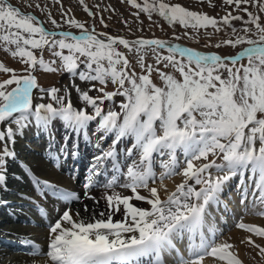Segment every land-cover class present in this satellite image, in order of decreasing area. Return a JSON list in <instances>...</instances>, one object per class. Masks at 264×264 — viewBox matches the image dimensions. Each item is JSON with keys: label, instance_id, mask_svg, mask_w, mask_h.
I'll list each match as a JSON object with an SVG mask.
<instances>
[{"label": "snow or ice", "instance_id": "obj_1", "mask_svg": "<svg viewBox=\"0 0 264 264\" xmlns=\"http://www.w3.org/2000/svg\"><path fill=\"white\" fill-rule=\"evenodd\" d=\"M121 2L136 10L132 15L137 19L142 13L149 19L157 14L170 26L180 25L185 31L174 33L175 41L196 38L203 30L209 37L205 47L247 46L222 56L166 39L114 37L71 16L61 0H55L61 5L60 20L46 5L23 0L24 8L46 12L50 30L34 12L0 0V48L24 66L17 70L0 61V73L8 75L0 80V188L7 190L9 166L18 160L17 136L33 124L47 130L58 119L88 143L95 137L98 152L84 187H100L104 193L98 199L85 191L84 197L95 204L103 200L106 206L96 212L85 204L88 215L66 206L48 224L46 248L30 239L21 243L29 256L41 257L43 264H243L238 245L222 238L224 233L211 219L210 209H219L225 184L240 176V206L249 211L251 204V211L264 217V210L257 211L264 206V0H222L226 13L221 17L165 0ZM79 3L89 17L98 16L85 0ZM207 3L215 7L213 0ZM234 21L242 22V28L237 29ZM100 23L108 27L102 16ZM63 25L79 29V34L62 30ZM229 30V38L211 44L215 33ZM120 46L133 54L140 72ZM45 49L54 59H44ZM149 55L154 63L146 64ZM37 70L69 74L72 79L65 95L56 87H40L34 75ZM76 78L90 82L88 89L82 90ZM91 82H98L99 87ZM37 89L53 103L34 104ZM72 89L83 102L79 109L72 104ZM93 90L99 95H90ZM117 97L122 99L117 101ZM93 122L96 127L90 137ZM109 139L111 143L103 147ZM125 141L127 146L119 148ZM51 147L48 158L58 163L60 155ZM59 153L75 157L78 145L69 151L65 143ZM156 157H167L160 159L163 171L159 175ZM21 166L41 197L66 205L81 200L76 193L41 180L28 166ZM245 173L249 174L247 183ZM174 176L181 180L169 190L164 181ZM117 187L131 194H122ZM117 214L122 218L114 220ZM235 227L247 234L239 243L258 250L264 262V245L256 242V238L264 240V226L241 218Z\"/></svg>", "mask_w": 264, "mask_h": 264}, {"label": "rangeland", "instance_id": "obj_2", "mask_svg": "<svg viewBox=\"0 0 264 264\" xmlns=\"http://www.w3.org/2000/svg\"><path fill=\"white\" fill-rule=\"evenodd\" d=\"M12 4L17 5L18 7H21L24 11H32L34 14L39 16L41 19L46 21V12L41 13L39 10L36 9H27L24 8L23 0H10ZM39 2L42 6H47V9L52 12V15L60 20V7L61 5H58L55 3V0H33V3ZM138 2H143V0H138ZM165 2L168 3H179L182 6L189 8L190 10L199 11V12H205L211 16L221 17L225 15L226 13V6L223 4L222 0H213V3L215 7L210 6L207 3V0H165ZM85 3L89 6V8L93 12H97L98 16L96 17H89L87 13L84 11L83 6L79 3V0H61V4L63 5L64 10L70 9V15L74 16L76 19L80 20L81 22H86V26H95V29L97 32H103L107 33L109 35H112L114 37L116 36H122L124 38H133V37H147V38H161L170 40L173 42L183 43L185 45L191 46L192 48H195L200 51L205 52H216L222 56L224 55H233L239 50H241L243 47H246L247 45H241L238 48H231L228 46H222L220 48L215 47H205V44L209 43V37L203 34V30H201V34L193 39H187L183 38L180 41H175L172 39L173 34H183L185 29H183L180 25L170 26L168 22L164 21L163 18L159 17L157 14H153L152 18L149 19L147 14H141L139 16V19L134 17L132 15V12L136 11L135 9L131 8L127 3H122L121 0H85ZM99 6L98 8L96 6ZM104 9H108L105 11ZM230 10V9H229ZM250 10H253L250 7ZM233 14H237L234 12ZM243 15V13H240ZM103 17L105 20V23L108 25V27H104L100 23V17ZM245 19L247 17L245 16ZM127 22V23H125ZM62 23V21H61ZM233 25L240 29L242 28V22L240 21H234ZM46 26L49 29H52V25L50 23H47ZM62 30H70L74 33H79V29L76 28H69L68 25H63ZM188 31L192 32L194 30L189 29ZM207 31L212 32L213 30L209 28ZM243 34V33H241ZM230 30L220 33H215L211 37V44L215 45L216 43L222 41L223 39L229 38ZM120 50L125 51L128 55L130 61H132L133 65L135 66V70L137 72H140V68L138 65L135 64V58L132 53H127L126 50L123 49L122 46H120ZM45 60H51L54 59V57L51 56V54L45 49L43 53ZM0 61L4 62L7 66L15 68L17 70H20L24 66L18 62L16 58H13L10 53H5L2 48H0ZM146 64L154 63V59L151 55L147 56L145 59ZM59 64V61L57 60V65ZM81 68H83V65H81ZM167 71H171V69H168ZM34 75L37 77L38 84L40 87L44 89H48L51 87H56L58 89H61L60 95H65L64 89L69 86L70 81L72 77L61 71L57 73H46L42 70H37ZM177 77H179V74L176 73ZM8 75L0 73V80L7 79ZM153 80L156 83H160L158 77L156 74H153ZM75 83L81 87L82 90H87L90 86V82H82L78 78L75 79ZM91 83H97V87H99L98 82H91ZM107 90L111 91L113 90V86L111 84L108 85ZM92 96H97L99 93L95 90L91 91L89 93ZM43 95V99H41V96ZM33 103L38 104L37 102L39 100H42L44 103H53L51 99L46 95L39 92V90H35V95L33 96ZM70 98L72 101V104H79L83 106V102L80 101L78 94L74 89L70 92ZM120 97H117L116 100L119 101ZM55 106V105H54ZM81 106V107H82ZM108 106V102H105V107ZM88 111H91L89 108ZM33 126V125H29ZM2 127V125H0ZM13 127H15L13 125ZM95 122H93L88 130V135L92 136V132L95 130ZM42 130V129H41ZM35 132H38L36 129ZM33 131V129L25 128L23 130L22 137L19 135V144L18 147H20L24 152H28L31 156V159L36 156H42V158L45 160V162L49 165L53 161H51L48 158V149L49 147L46 146L48 140L50 139V135L47 134V130H42L41 136L37 137L36 133ZM40 132V131H39ZM25 133V134H24ZM35 134V135H34ZM36 136V137H35ZM92 142H96L95 137H92ZM111 143V140H107L103 143V147L107 148V146ZM127 146V142H123L122 148ZM45 148V149H44ZM43 149V150H42ZM57 149V147H55ZM55 149H51V151H57ZM46 152V153H45ZM178 158L183 161V155L182 153L178 152ZM40 158V157H39ZM160 159H167V157H156L155 160V171L157 172V175H159L163 169L160 168L159 163ZM43 161L42 159H40ZM217 162H221L220 160H217ZM52 166V164H51ZM53 167V166H52ZM55 169V168H54ZM56 171L59 169L56 168ZM213 171V175H218L215 170ZM248 173H245V182L247 183ZM110 176V174H109ZM181 180L180 176H174L170 179H166L164 183L168 186L169 190L174 189V185L176 183H179ZM241 177L235 176L232 177L229 184H226L223 193L220 196V208H219V215L216 218H213L215 223H218V226L222 232L224 233V236L222 238H231L232 242L234 244H237V252L239 254V258L243 261V264H264V262L260 261V257L257 255L258 250H254L250 247H248L245 244H240L239 241L244 238L247 234L240 229H237L235 227L236 223L241 220L245 223H252L259 226H264V224L259 221L262 217L257 216L251 211V204H249V211H245L240 206V190L237 187L240 184ZM159 183V181H157ZM199 187V186H197ZM93 193L97 195L98 197H101L104 193V189L100 187H96L93 190ZM116 191L122 193V189L117 187ZM145 194V193H144ZM249 194L251 199V185H249ZM45 201V199H44ZM222 201L226 203L227 211L223 210L225 207V204L222 205ZM79 203V202H78ZM76 204V203H75ZM77 206V205H75ZM223 207V208H222ZM33 208L34 211H31ZM76 208V207H75ZM225 209V208H224ZM25 210V213H29L30 215L36 214V209L34 207L25 206L23 208ZM264 210V206H258L257 211ZM120 215V214H119ZM121 216V215H120ZM122 217V216H121ZM212 219V218H211ZM256 219V220H255ZM219 221V222H218ZM22 222V225L33 227V228H39L41 231H43L45 228L48 230V225L43 224H35L34 222L31 223L29 221H19V223ZM3 221L1 222V224ZM242 233L243 235H238L236 237H233V234L235 233ZM34 232H30V234H33ZM19 240V239H17ZM256 242L264 245V240H261L260 238H256ZM15 250V251H14ZM13 252L20 253V254H26L28 255V249H14ZM38 259H41L39 257ZM30 264L34 263V260L29 262Z\"/></svg>", "mask_w": 264, "mask_h": 264}, {"label": "bare ground", "instance_id": "obj_3", "mask_svg": "<svg viewBox=\"0 0 264 264\" xmlns=\"http://www.w3.org/2000/svg\"><path fill=\"white\" fill-rule=\"evenodd\" d=\"M34 95H35V90L33 91V96ZM37 103H44V102L42 100H39ZM81 106L82 105L74 104V107L77 109H79ZM51 124L57 125L59 123H57V121L54 120ZM61 127L65 128L64 125L63 126L61 125L60 128ZM28 128L33 129L34 132L37 129L38 132H35L37 136H40L42 133L41 129L37 127L35 128L33 126L30 127L28 126ZM65 130H66L65 133L67 135L68 133L71 134L72 132L70 129L65 128ZM19 138L20 137L18 135L17 143H16L18 160L15 163H11L9 166V175L7 178V190L0 188V201L6 202V203H0V264H30L29 262L32 260H34V263L32 264H43L42 258L38 259L39 257H33L26 254L16 253L13 252V249L18 248L16 247L17 243L15 244V241H18V243L22 244L21 241L28 239L34 241L40 248H46L48 243V230L46 228L43 231H41L39 228H33V227L29 228L28 226L22 225V222L19 223V221H23L27 219L42 224H49L50 222H54L55 219L58 218V216L62 213V211L66 206L71 207L73 210L80 211L82 215H88L87 213H84L83 210L85 204L88 205L89 209H94L96 212L104 210L106 206L103 200H100L99 204H95L93 200L84 197L85 191H88L92 196H95L98 199L100 198L97 195H95L92 192V190L85 189L83 185L86 182V177L88 175L89 166H87V161L90 155L87 149L89 147L84 145L85 142H83L82 139L77 140L78 138L75 133H74V142H71L70 145L69 144L67 145L68 149L73 150V146L78 145L80 141L83 144V146H85V148L83 151L78 150V154L75 157H73L72 155L65 156L58 152V154L60 155V159L58 161V166H54V168H59L58 171H56L50 164L48 165L45 162V160L42 158V156H36L33 157V159H31L30 157L31 155L28 152H24L20 147H18ZM54 141L56 142L55 138ZM64 143L65 141L61 142V145L62 144L65 145ZM122 144L123 143H121L118 147L121 148ZM50 145L53 146L55 144L54 142L52 143L51 141ZM60 147L61 146H59V149ZM40 159H42L43 161H41ZM91 162L92 159L90 163ZM21 165L28 166L31 169V171L34 173V175L41 180L49 181L55 185H58L63 189L76 191L81 197L80 202L76 204L72 202L71 204L68 203L66 205L65 202L63 201H57L54 198H48L46 199L45 204L40 205V203L42 202V198L36 194L37 189H35L34 183L30 184L29 177L25 175ZM14 175L20 178H13ZM230 180L227 181L226 184H229ZM121 189H122V194L125 195L131 194L128 190L123 188ZM59 203L63 204L64 207L60 206ZM133 203H135L137 206L149 207L144 202L133 201ZM223 204L226 205V203L222 201V205ZM21 205L36 206L39 208L40 213L35 217L31 216L29 213H25V210L20 208ZM224 208L223 210H225ZM41 209H43V213ZM210 211L212 212V217H211L212 219L218 217L219 209H217L216 206H212ZM121 218L122 217L119 214H117L114 217V220H119ZM2 221L3 223L1 224ZM259 221H261L264 224V217H262ZM30 232H34V233L30 234ZM238 235H243V234L238 232L233 234V237H236ZM8 242H11L12 244H9Z\"/></svg>", "mask_w": 264, "mask_h": 264}, {"label": "water", "instance_id": "obj_4", "mask_svg": "<svg viewBox=\"0 0 264 264\" xmlns=\"http://www.w3.org/2000/svg\"><path fill=\"white\" fill-rule=\"evenodd\" d=\"M136 39V38H135ZM135 39H129V40H135ZM145 39H148V38H145Z\"/></svg>", "mask_w": 264, "mask_h": 264}]
</instances>
